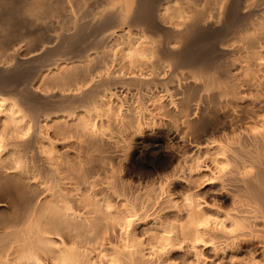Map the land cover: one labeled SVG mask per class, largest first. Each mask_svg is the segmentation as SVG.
<instances>
[{"label": "bare ground", "instance_id": "bare-ground-1", "mask_svg": "<svg viewBox=\"0 0 264 264\" xmlns=\"http://www.w3.org/2000/svg\"><path fill=\"white\" fill-rule=\"evenodd\" d=\"M0 264H264V0H0Z\"/></svg>", "mask_w": 264, "mask_h": 264}]
</instances>
